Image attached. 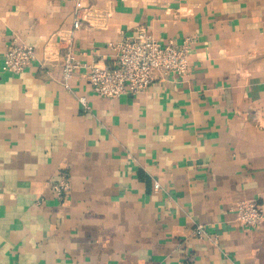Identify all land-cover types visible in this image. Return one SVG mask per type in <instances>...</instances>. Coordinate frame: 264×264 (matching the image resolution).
Segmentation results:
<instances>
[{"label":"crops","instance_id":"0c3cea01","mask_svg":"<svg viewBox=\"0 0 264 264\" xmlns=\"http://www.w3.org/2000/svg\"><path fill=\"white\" fill-rule=\"evenodd\" d=\"M141 27L187 41V74L96 94L89 66ZM13 39L35 48L21 74L2 69ZM241 201L264 213V0H0V264H264Z\"/></svg>","mask_w":264,"mask_h":264},{"label":"built area","instance_id":"2783aa9c","mask_svg":"<svg viewBox=\"0 0 264 264\" xmlns=\"http://www.w3.org/2000/svg\"><path fill=\"white\" fill-rule=\"evenodd\" d=\"M69 1V0H63ZM76 3L81 0H74ZM82 10V9H80ZM81 11H78L74 28L81 25ZM115 50V62L112 65L91 64L87 79L92 90L102 96L118 98L126 93L138 94L145 91L156 79H166L170 75L185 76L189 70L190 48L185 41L161 43L145 28H139L132 36H126L119 42L109 43ZM36 59L35 48L27 43L13 39L6 47L2 69L13 74L25 72ZM63 84L70 87L71 81L80 68L75 52L68 47L61 56ZM85 104V99H81ZM159 188V183L154 184ZM57 198L62 199L71 188L67 177L52 185ZM237 219L244 226L257 228L262 224L264 213L254 201H241L236 207ZM195 236L218 244V239L202 225L193 229ZM182 264H195L186 260Z\"/></svg>","mask_w":264,"mask_h":264}]
</instances>
